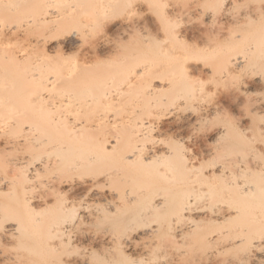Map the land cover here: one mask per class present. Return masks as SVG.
Wrapping results in <instances>:
<instances>
[{
  "label": "bare ground",
  "instance_id": "6f19581e",
  "mask_svg": "<svg viewBox=\"0 0 264 264\" xmlns=\"http://www.w3.org/2000/svg\"><path fill=\"white\" fill-rule=\"evenodd\" d=\"M116 1L97 0L99 17L80 18L82 26L88 30L99 27L101 32L112 26L121 38H134L138 19L109 17L111 9L119 5ZM133 1L130 6L125 3L127 14L144 10V1L128 0ZM232 1L236 3L209 0L210 19L217 17L218 23L226 26L210 38L201 35L198 42H189L187 31L175 29L172 35L164 33L155 50L145 45L138 52L119 58L126 70L117 94L139 87L149 96L179 90L169 104L172 107L165 111L167 114L161 113V120L169 121V132L187 126L195 133L196 126L200 128L221 112V103L214 102L196 105L189 115L181 113L189 92L201 78L211 82L216 77H237L231 93L234 99L245 100L242 110L245 109L236 121H229L231 125L220 123L211 132H198L200 136L196 133V137L189 134L193 135L192 140L198 139L196 156L188 158V153L184 154L180 139L173 142L171 138L163 141L154 137L160 132V118L153 122L124 121L117 123L120 127H110L101 119L69 121L67 112L48 123H29L21 141L10 135L0 139V155L8 156L6 169L0 171V244L13 250L8 255L4 252L5 256L0 253V264H93L86 252L73 260L58 257L75 239L107 246L104 262L97 264H264V154L257 150L258 143L264 145L262 115L257 118L259 112L264 113V100L257 101L256 97L257 83L264 87V76H257V53L262 52L264 39H249L248 35L253 38L259 29L257 24L248 37H243L244 29L239 31L242 36L238 32L250 17L257 23V17H264V13L252 9L249 14L245 11L237 18L233 14L235 18L229 17L224 8ZM63 2L67 5L72 0H0V48L5 45V37L33 26L43 30L31 37L27 47L7 58L6 61L21 65L31 62L32 68L26 73L22 70L12 83L22 86L21 92L38 108L58 105L88 110L101 102L104 93L97 95L96 83L78 81L70 70H56L61 63L57 56L63 55L76 39L75 33L54 39L48 35L62 18H74L73 8L56 7ZM154 37L150 41L157 40ZM238 43H244L243 47L236 48ZM98 47L88 54L90 59H97V51H105L107 58L112 56L113 50L103 40ZM215 56L219 57L216 62L221 61L217 73L208 67L209 61L205 60L208 66L203 62L206 58L214 60ZM7 104L0 97V112ZM240 105L243 106L236 108ZM231 132L236 135L230 136ZM106 160L114 162L109 169L103 168ZM3 164L0 162V170ZM93 164L98 170L82 177L85 167ZM73 177L78 180L76 185ZM76 187L84 189V198H102L108 206V220L130 216L125 222L131 225H127L130 230L122 235L110 232L90 236L78 229L85 219L101 221L104 214L96 210L84 212L89 207L78 205L76 198H63L65 192ZM49 205L55 210L49 212ZM76 205L83 210L76 211ZM72 211L75 214L71 215ZM36 249L43 250V254Z\"/></svg>",
  "mask_w": 264,
  "mask_h": 264
},
{
  "label": "rangeland",
  "instance_id": "374dc122",
  "mask_svg": "<svg viewBox=\"0 0 264 264\" xmlns=\"http://www.w3.org/2000/svg\"><path fill=\"white\" fill-rule=\"evenodd\" d=\"M96 1L97 0H72V2L68 3L67 5H66V2L56 5L57 8H60L63 10L68 9L69 7L73 8L74 13L72 17L74 18H62L61 21L56 23L57 25L55 29L52 30L48 35L50 36L51 39H54L56 37L66 35L67 33H75L76 39L74 40L73 44L65 48V51H64L65 53H63V55L61 54L57 56L59 57V61L61 63L58 66H56V70H61V71L70 70L72 73L75 74V76H77L76 80L84 81L87 84L96 83L95 92L97 93V95L104 93V96L101 102H98L91 109L78 110L80 111L79 114H75L78 111L73 109L72 106L61 107L57 105V106L49 107V108H43V107L38 108L32 102H30L28 95H24L21 92L23 89L21 88L22 86H17L12 83L15 80L14 76L16 77H18V75L20 76V72L22 70L25 71V73L28 71L27 69L31 67L30 65L31 62L27 61L24 65H21L18 62H9L6 60L8 57L14 55L16 51L22 50L23 48L27 47L33 35L37 33L39 34L43 33V30L35 29V26H33V28L27 30L26 32L24 31L15 36L5 37L4 38L5 45L3 46V48H0V73H1L0 75V97H3L5 101H8V104L6 105V107H4L5 110H2L0 112V139L10 135L12 137L13 136L17 137V139L21 141V139L24 138V135L27 134L26 128L28 127L29 123H32V122L48 123L51 120H55L54 118H56L57 116L60 117L66 114L67 112H68L67 115H68L69 121H73L74 118L78 120L101 119L102 121L104 122L106 121L107 123H109L110 127H120V126H117V123L124 122V121L125 123L126 122H131V123L139 122L140 120L153 122V120H156V118L157 120L158 118H160L159 119L160 120V126H159L160 132L158 133L156 132L157 134L155 133L154 137L155 138L158 137L159 140L162 139L163 141H167V139L171 138L170 140H173V142H176L177 139L178 140L180 139L181 141L180 143L183 144L182 145L183 150H185L184 154L188 153L187 157L189 158L194 155L196 156V152L199 150V144L197 141L198 139L195 140L193 137V140H192L191 136L195 135L196 133L199 134L200 136L203 131H204L203 134H205L206 131L207 133L209 131L211 132V130L213 131L214 128H216L215 126L217 125L220 126L222 124L229 125L230 122L232 123V120L236 121L235 118H239V113L241 114V112L245 109L244 108L242 110V107H244L243 103L245 100L243 98L234 99V96L231 93L232 92L231 90L233 89L232 87H235L236 83L238 82L237 77L235 78L231 77L226 80H219L216 77L214 79L215 82L213 81V79H211V82H210L209 79L207 80L205 77H203L201 78L200 83L194 82L196 83L195 84L196 86L193 83V85L195 86V87H192L193 93H191L192 91L189 92L188 94L189 97L187 98L188 100L185 106L183 107V110L181 113H184L186 115L191 114L192 113L191 111H193L196 108L195 107L196 105H203V106L206 105L207 106V105L213 104L214 102L221 103L219 104V106L221 107H218L219 111L221 112L218 113L217 117H213L214 121L211 118L210 122H207L205 125L204 124L202 125L203 127L201 125H200V128H198L199 126L198 127L196 126L197 128V129L195 128L196 131L193 130L195 131V133L191 131L192 130L191 127H187V126L180 128L178 130L173 129V130H170L169 132L167 131L168 130L167 124L169 121L161 120L162 118L161 113L163 114L165 111H167L169 107H172L169 104L177 96L178 94L177 91H179L178 89L172 90V91L166 90V92H159L157 94L155 93L154 95L149 96V94H147L143 90V88L139 87V88H134L130 91H126L121 94H117L118 93L117 86L123 80V77H125V70H126V67H122V65L120 64L119 58H124V56L129 55L131 52H138L140 48L141 49L145 48L148 45L150 48L155 50L158 47V44L162 42L161 40L164 39L165 34L170 35L171 33L172 35L171 31L175 29H176L175 31L179 29L182 31L183 30L187 31V33L189 34V36H187V39H188L187 41L194 42L196 40L195 42H198L197 40L199 39L198 36L202 35V37L204 36L206 38V36H208L210 38L212 36L211 34H213L214 32H217L219 28L223 29L226 27L224 24L220 25L218 23L217 17H215L214 20L212 19L213 21L210 19L211 17L209 16L210 15L209 12H211L212 10L211 9L212 5H210L211 7L209 6V0H142L145 2L144 7L142 8L144 10H142V12L132 11L129 14H127L126 12L128 11V9H126V4L130 6V5H133L135 1H133L132 3V2H128V0H119V5L117 4L114 8H112L109 14L110 16L109 15L108 16L109 17H129L133 21H137L138 19L139 28L137 30L136 35L132 39H127L125 37L121 38L118 35V31L113 29L112 26L106 29L104 28L106 30L104 32H101V29H99V27L94 28L92 30H88L82 26V23L80 22V18L99 17L101 9L99 5L96 3ZM123 2H124V6H123ZM116 3H118V0L116 1ZM209 9L211 10L209 11ZM252 9L253 10L257 9L258 13L260 12L264 13V0H243V1L236 0V3L235 1H232L228 3V5H226L224 8V11L227 12V14L223 10L222 11L226 15H230L229 17L232 16L233 18L235 17L237 18L239 17L238 16L239 14L242 15V13L245 11L247 14H249V11H251ZM219 14L220 13H218V15ZM231 14H233L235 17ZM250 18L246 20V24L242 25V28H240L241 30L239 29L238 32L240 31L242 33V29H244L245 31L243 30L242 34H244L243 37H245L251 33V29L255 30L253 25L257 24L256 26L259 28L258 30H256L257 34L253 32L255 34V36L253 34L254 36L253 38H252V35H248V36H251V38L249 37V39L250 40L254 39L255 41L257 40L255 39L256 36L259 40L264 39V17H257V23H253V20H251ZM175 31H173V33ZM156 32L157 34L154 35ZM153 36L157 37V40L150 41L151 38L153 39ZM146 39L148 42H146ZM190 39L191 40L195 39V40L191 41ZM101 40H103V42L107 44L109 48L113 50L112 56L110 58H107L105 51L104 52L97 51V55H98L97 59L95 58L90 59L88 57L89 56L88 54H90V52L93 51L94 49L99 48L98 45L101 42ZM244 43H246V41H244ZM244 43H242V46H240L239 45L240 43H238V45H236V48L237 46L243 47ZM247 43L245 45H247ZM176 45L178 46V44ZM179 46H182V45L180 44ZM261 49H263L262 52H260L261 51L260 49H257V51L260 50L257 53V61H258L257 65H259L257 66L258 67L257 76H259L260 74L264 76V70H263L264 69V52H263L264 47L263 48L261 47ZM216 58H219V57L215 56L214 60H210L209 58H206L204 59L203 62H205V60L206 62L209 61L208 63L209 66L206 62H205V65L207 64L208 67L211 66V69H214L215 72L217 73L218 69H221V67L219 66V64H221V61L219 63L216 62L217 60H219ZM211 62H213L212 63L213 65L211 64ZM51 70L53 71L54 69L51 68ZM260 86L261 85L260 84L258 85L257 83L258 91H257L256 97L258 98L257 101L260 99L259 101L261 102L262 100H264L263 99L264 98V87L262 89V86H261V89H260ZM24 89H27V87H25ZM229 94L231 97L232 96L233 97L232 98L228 97ZM223 99L225 101H223ZM227 99H230V100H227ZM239 104L243 105V106L240 105L241 109L239 107H237L239 109L236 108V106H238ZM259 113L260 115L257 118H261V115H262V119H260L261 121L260 124H263L264 113L263 111ZM258 120L259 119L256 120L257 124L259 123ZM189 128L191 129L189 130ZM198 132H200L201 134ZM191 133L193 135H189ZM188 135L191 138L190 137L187 138ZM232 135H236V133L233 132L230 136ZM196 136L197 135H195V137ZM258 144H257V147H258L257 150L260 149L258 150V152L260 153L261 151V154L262 153L264 154V152H262L264 150V145L261 143L259 145ZM260 145H263V146H260ZM1 154L2 155H0V162L2 163L4 162V164H3V168L0 171L3 172L6 169L5 163H7L8 156L6 157L5 155H3V153ZM206 159H204L203 162H206L207 164ZM110 164H114V162L112 160H106L103 164V168L109 169ZM88 167H91V169L86 170L88 169ZM96 170H98L97 164L87 166L85 167V171L81 172V176L83 177L86 174H90ZM74 179L75 178L73 177V184L76 185L78 180L75 181L76 179L75 180ZM83 193H84V189L79 190L77 188L72 192H68L67 194L65 192V197L63 198L65 199L66 197L73 198V199L76 198L75 201H78V205L79 203H81V207L83 206L84 209L89 207L88 208L89 210L88 209L83 210V208L81 209V207L76 205V207H74L76 211L78 210L80 212V210H83L84 212L87 211L90 213L91 211V213H93L95 212L94 210H96L100 214L102 215L104 214V217H106L107 214L108 216H110L109 213L107 212L108 206L106 205V203H104V201L101 200L102 199L101 197L100 199L98 198L99 196H96V198L93 196H90V197L88 196L84 198L82 197ZM63 194L64 193H62V195ZM32 205L36 206L37 208L39 207L38 203H33ZM49 207H50L49 212H52L55 210L53 209L52 205H49ZM21 209H23V207ZM72 214H75V211L74 212L72 211L71 215ZM108 216L107 218L103 217L101 221L85 219L84 221H82L83 224L81 223L82 225H79L80 227H78V229L80 228V230H82L83 232H85V234L90 235V236H96V235L100 236L105 233L109 234L110 232L112 234L114 232L117 234L118 232H120L119 235H122L123 233L127 232L126 229L131 227L129 223H128L130 225L129 227L127 226L128 224L125 223L126 220L130 216L128 217L116 216L109 220H108ZM60 218L65 219V215H61ZM128 230H130V228ZM6 246L3 245L1 247V244H0V247H1L0 251L3 250L2 252H0L1 255L4 254V252H6L5 253L6 255H8L10 252L13 251L11 250L12 248L10 246L8 247ZM106 247L107 246L102 245L98 242H94V240L85 241V240L75 239L70 242V245H68L61 251L58 257L62 260H73L76 258L77 254H80V253L83 254L84 252H86V253H89V256L87 257L91 258L92 260L91 262L93 264H97L103 261L104 258L106 257L105 255H107L108 253L107 252L108 249ZM129 250H125V253L130 254L131 250L130 251ZM37 251L43 254V250L42 251L37 250Z\"/></svg>",
  "mask_w": 264,
  "mask_h": 264
}]
</instances>
